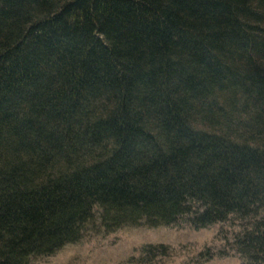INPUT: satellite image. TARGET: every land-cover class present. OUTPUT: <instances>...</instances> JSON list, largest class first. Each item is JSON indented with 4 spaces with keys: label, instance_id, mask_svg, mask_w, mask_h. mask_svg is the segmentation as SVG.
Instances as JSON below:
<instances>
[{
    "label": "trees",
    "instance_id": "16d2710c",
    "mask_svg": "<svg viewBox=\"0 0 264 264\" xmlns=\"http://www.w3.org/2000/svg\"><path fill=\"white\" fill-rule=\"evenodd\" d=\"M184 217L264 264V0H0V264Z\"/></svg>",
    "mask_w": 264,
    "mask_h": 264
},
{
    "label": "rangeland",
    "instance_id": "374dc122",
    "mask_svg": "<svg viewBox=\"0 0 264 264\" xmlns=\"http://www.w3.org/2000/svg\"><path fill=\"white\" fill-rule=\"evenodd\" d=\"M95 223L101 225L97 211ZM242 223L233 219L196 229L184 217L173 225L128 226L111 233L91 225L78 243L33 257L29 264H243L235 245Z\"/></svg>",
    "mask_w": 264,
    "mask_h": 264
}]
</instances>
